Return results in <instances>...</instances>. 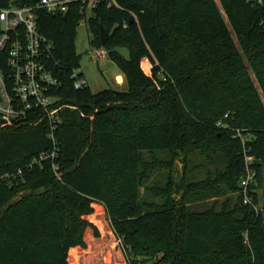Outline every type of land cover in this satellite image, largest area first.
Listing matches in <instances>:
<instances>
[{
  "label": "trees",
  "instance_id": "16d2710c",
  "mask_svg": "<svg viewBox=\"0 0 264 264\" xmlns=\"http://www.w3.org/2000/svg\"><path fill=\"white\" fill-rule=\"evenodd\" d=\"M220 3L100 0L88 16L86 3L73 0L66 13L36 10L62 81L61 175L50 159L31 164L53 148L44 122L0 128V264H264V210L239 192L247 152L257 172L250 193L260 202L264 2ZM82 20L91 44L118 63L127 90L75 88ZM101 22L109 31L104 45ZM162 150L184 161L194 151L220 152L225 169L199 183L188 182L187 171L180 179L169 171L164 185H150L157 159L146 154ZM142 188L164 200L142 197ZM196 188L200 199L236 193L235 203L193 210L189 191Z\"/></svg>",
  "mask_w": 264,
  "mask_h": 264
},
{
  "label": "built area",
  "instance_id": "2783aa9c",
  "mask_svg": "<svg viewBox=\"0 0 264 264\" xmlns=\"http://www.w3.org/2000/svg\"><path fill=\"white\" fill-rule=\"evenodd\" d=\"M82 1L88 9L90 5L96 7L100 0ZM72 2L37 0L31 5L9 3L0 6V128L25 122H44L49 129L53 148L43 151L31 164L50 159L58 177L61 172L57 158L61 147L55 132L63 121L60 113L65 104L59 103L60 97L56 91L60 89L62 81L56 71L59 62L54 60V44L39 29L36 10L45 9L53 14L66 13ZM97 52L100 56L107 53L104 48H97ZM150 64L151 71L145 70L148 74L153 70L151 61ZM71 75L75 88L88 85L81 66L74 67ZM219 124L224 125L222 121ZM252 160L253 156L246 152L247 169L241 179L239 192L243 195L244 203L252 204L259 212L264 208L260 207V203H254L250 193L251 185L257 178V172L249 165Z\"/></svg>",
  "mask_w": 264,
  "mask_h": 264
},
{
  "label": "rangeland",
  "instance_id": "374dc122",
  "mask_svg": "<svg viewBox=\"0 0 264 264\" xmlns=\"http://www.w3.org/2000/svg\"><path fill=\"white\" fill-rule=\"evenodd\" d=\"M219 6L222 8L220 0H217ZM88 16L91 15L92 6L90 5L88 10ZM77 50L80 54L81 67L87 78L88 85L92 88L94 92L101 91L106 88H114L118 90H127L128 84L126 82L119 83L117 80L118 72H122L118 63L115 62L108 53L104 56H100L97 52V48L91 44V34L88 29V23L86 20H82L78 26L77 38H76ZM119 50L125 55L129 56V50L127 47L122 46ZM142 66L144 70L151 71L150 60L147 58L143 59ZM207 156L199 151H194L189 153L188 161H184L183 157L172 156L170 151L162 150L155 153L146 154V159L153 161L157 159V162L154 164V172L152 177L149 179L150 185H164L167 181V174L169 171H173L176 179H180L181 176L186 172L187 181L199 183L204 181L209 172L212 171L213 181L217 179L216 172H222L225 169V165L221 161V158L218 155ZM183 159V160H182ZM170 162H173V165H169ZM256 182V181H255ZM261 187L258 188L259 198H260V207L264 208V174L261 178ZM181 193L178 197H181L186 190V183H183L181 187ZM203 190V189H202ZM200 188L194 189L192 192L189 191V205L193 210H205L212 206L215 202L217 203L216 207L220 208L223 201L227 198H230V203L233 205L236 200V193L231 194H222L218 198L208 197L200 199L197 196L200 194ZM142 197H147L161 203L164 198L150 193L146 194L142 188Z\"/></svg>",
  "mask_w": 264,
  "mask_h": 264
},
{
  "label": "water",
  "instance_id": "95a60500",
  "mask_svg": "<svg viewBox=\"0 0 264 264\" xmlns=\"http://www.w3.org/2000/svg\"><path fill=\"white\" fill-rule=\"evenodd\" d=\"M131 21L135 20L134 15L131 16L130 18ZM101 26V43L104 45L109 37V31L108 29L104 26V24L101 22L100 23Z\"/></svg>",
  "mask_w": 264,
  "mask_h": 264
},
{
  "label": "crops",
  "instance_id": "0c3cea01",
  "mask_svg": "<svg viewBox=\"0 0 264 264\" xmlns=\"http://www.w3.org/2000/svg\"><path fill=\"white\" fill-rule=\"evenodd\" d=\"M117 80H118L119 83H124L125 82V75H124V73L118 72V74H117Z\"/></svg>",
  "mask_w": 264,
  "mask_h": 264
}]
</instances>
